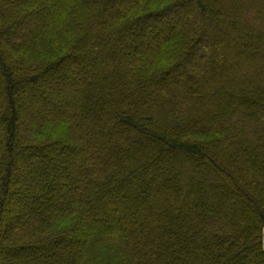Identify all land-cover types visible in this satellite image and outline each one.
<instances>
[{"label": "trees", "instance_id": "obj_1", "mask_svg": "<svg viewBox=\"0 0 264 264\" xmlns=\"http://www.w3.org/2000/svg\"><path fill=\"white\" fill-rule=\"evenodd\" d=\"M0 264H264V0H0Z\"/></svg>", "mask_w": 264, "mask_h": 264}]
</instances>
